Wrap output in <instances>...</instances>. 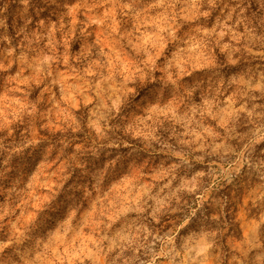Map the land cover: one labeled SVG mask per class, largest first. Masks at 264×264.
Listing matches in <instances>:
<instances>
[{
	"label": "clouds",
	"instance_id": "9594fccd",
	"mask_svg": "<svg viewBox=\"0 0 264 264\" xmlns=\"http://www.w3.org/2000/svg\"><path fill=\"white\" fill-rule=\"evenodd\" d=\"M0 264H264V0H0Z\"/></svg>",
	"mask_w": 264,
	"mask_h": 264
}]
</instances>
